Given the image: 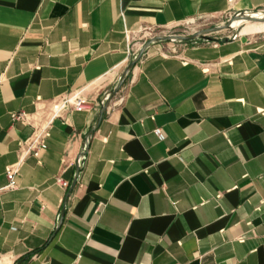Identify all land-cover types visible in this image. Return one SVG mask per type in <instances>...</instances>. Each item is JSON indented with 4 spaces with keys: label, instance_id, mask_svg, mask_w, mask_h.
I'll list each match as a JSON object with an SVG mask.
<instances>
[{
    "label": "crops",
    "instance_id": "obj_1",
    "mask_svg": "<svg viewBox=\"0 0 264 264\" xmlns=\"http://www.w3.org/2000/svg\"><path fill=\"white\" fill-rule=\"evenodd\" d=\"M262 9L0 0V264H264V41L142 43ZM75 93L86 110L60 109Z\"/></svg>",
    "mask_w": 264,
    "mask_h": 264
},
{
    "label": "rangeland",
    "instance_id": "obj_2",
    "mask_svg": "<svg viewBox=\"0 0 264 264\" xmlns=\"http://www.w3.org/2000/svg\"><path fill=\"white\" fill-rule=\"evenodd\" d=\"M237 39L264 41V9L250 14L219 18H197L167 30L144 33L142 43L156 41L167 53H178L188 46L224 43Z\"/></svg>",
    "mask_w": 264,
    "mask_h": 264
},
{
    "label": "built area",
    "instance_id": "obj_3",
    "mask_svg": "<svg viewBox=\"0 0 264 264\" xmlns=\"http://www.w3.org/2000/svg\"><path fill=\"white\" fill-rule=\"evenodd\" d=\"M87 103H88L87 100L80 93H75V94H71V95L67 96L64 99V101L62 102V104L60 106V109H64V108L68 107V108H72L76 112H83L86 110ZM13 120H15L17 122L26 123L29 120V117L24 112L16 113L13 115ZM154 134L157 136V138L160 141H164L166 139V136H165L163 130L160 128L155 129ZM49 136H50L49 132H46L43 136H39L34 141V143L32 144V146L30 148V151L34 152L35 156H37V152L39 151V149H46L47 148V146L44 142V139L48 138ZM86 151H87L86 149H83L82 152L80 153L78 160H77L78 165H81V163L83 162V160L85 158ZM18 172H19V169L16 166H9L6 169V177L9 181V185H8L9 189H16L17 188L18 184L16 181V176H17ZM57 183L59 185H61L64 189H67V194H66V197L64 199V203L66 204L69 197L71 196L72 189L69 187L68 182L64 181L62 178H58Z\"/></svg>",
    "mask_w": 264,
    "mask_h": 264
}]
</instances>
